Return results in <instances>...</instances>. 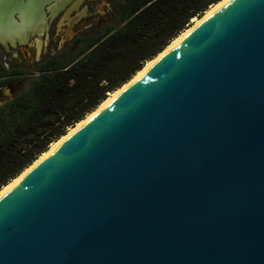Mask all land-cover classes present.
Returning a JSON list of instances; mask_svg holds the SVG:
<instances>
[{
  "label": "water",
  "instance_id": "water-1",
  "mask_svg": "<svg viewBox=\"0 0 264 264\" xmlns=\"http://www.w3.org/2000/svg\"><path fill=\"white\" fill-rule=\"evenodd\" d=\"M130 80L0 195V264H264V0Z\"/></svg>",
  "mask_w": 264,
  "mask_h": 264
},
{
  "label": "trees",
  "instance_id": "trees-1",
  "mask_svg": "<svg viewBox=\"0 0 264 264\" xmlns=\"http://www.w3.org/2000/svg\"><path fill=\"white\" fill-rule=\"evenodd\" d=\"M221 0H112L87 43L37 62L0 56V191Z\"/></svg>",
  "mask_w": 264,
  "mask_h": 264
},
{
  "label": "flooded vegetation",
  "instance_id": "flooded-vegetation-1",
  "mask_svg": "<svg viewBox=\"0 0 264 264\" xmlns=\"http://www.w3.org/2000/svg\"><path fill=\"white\" fill-rule=\"evenodd\" d=\"M108 2L109 19L112 0ZM28 3V0H0V56L5 60L37 62L72 44L87 43L98 34L100 0H48L37 9L30 8ZM65 26L70 29L62 30ZM44 39L51 44L49 48ZM31 46L34 49L30 50Z\"/></svg>",
  "mask_w": 264,
  "mask_h": 264
},
{
  "label": "bare ground",
  "instance_id": "bare-ground-1",
  "mask_svg": "<svg viewBox=\"0 0 264 264\" xmlns=\"http://www.w3.org/2000/svg\"><path fill=\"white\" fill-rule=\"evenodd\" d=\"M226 0H221L220 2H218L217 4L211 6V8L206 12L205 15H203L201 18H197V21L191 25L190 27H188L184 32H182L178 37H176L166 48L163 52H161L159 55H157L154 59L148 61L144 68L139 71L132 79H135L138 75H140L144 70H146L150 65H152V63L157 59L158 56L162 55L164 52H166L167 50H169L170 48H172L175 44H177L182 38L185 37V35L187 33H189V31L197 24L199 23L202 19H204L205 17H207L208 15H210L211 13H213L217 8H219ZM196 19V18H194ZM131 79V80H132ZM130 80V81H131ZM127 84V83H126ZM125 84V85H126ZM124 85V86H125ZM122 86V87H124ZM119 88L118 90L114 91L113 93L110 94V96L103 102L101 103L98 108L93 111L92 113H90L84 120L80 121L75 127L71 128L70 131L67 133H71L76 127L80 126L82 123L85 122L86 119H88L89 117H91L98 109L102 108L114 95H116L121 89ZM67 134L65 136H63L61 139H59L57 142H54L51 147L49 148V150H47L45 153H43L34 163H36L37 161H39L41 158H43L44 156H46L49 152H51L56 146H58L61 141L63 139H65V137L67 136ZM29 169L26 168L17 178H15L14 180H12L8 185H6L5 187L2 188V190L0 191V195L3 194L6 190H8L12 184H14L27 170Z\"/></svg>",
  "mask_w": 264,
  "mask_h": 264
},
{
  "label": "rangeland",
  "instance_id": "rangeland-1",
  "mask_svg": "<svg viewBox=\"0 0 264 264\" xmlns=\"http://www.w3.org/2000/svg\"><path fill=\"white\" fill-rule=\"evenodd\" d=\"M109 2H108V0H100V27H102V25L103 24H105V22L108 20V17H107V15H108V9H109V4H108ZM197 18L198 17H196V19H194L193 21H192V24L191 25H193L196 21H197ZM190 25V26H191ZM189 26V27H190ZM65 29H70V27H63V29L62 30H65ZM51 32H52V29H51ZM65 35L67 34L66 32L64 33ZM64 34H62V35H64ZM55 37H57L56 35H54ZM53 36V37H54ZM45 37V36H44ZM46 41V39H44V43L46 44L45 46H47L48 48L51 46V44L48 42V44L45 42ZM57 44H59V46L61 45V43H58L57 42ZM31 48L32 49H34V46H31L30 47V50H31ZM14 49H17V48H14ZM22 50L25 52L26 51V48H22ZM16 51V50H15ZM21 85V83L20 82H13L12 84H10L9 86H7V87H4V88H1L0 89V102H2L3 100H5V99H7V98H9L10 97V95L19 87ZM10 87V88H9ZM109 96H110V94H109ZM75 127V126H74ZM73 128V127H72ZM71 129V128H70ZM70 129H69V131H70ZM68 131V132H69Z\"/></svg>",
  "mask_w": 264,
  "mask_h": 264
}]
</instances>
